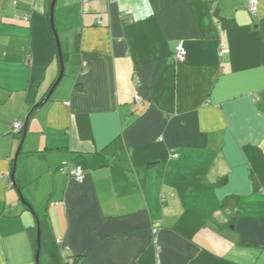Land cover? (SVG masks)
<instances>
[{
	"label": "crops",
	"instance_id": "obj_1",
	"mask_svg": "<svg viewBox=\"0 0 264 264\" xmlns=\"http://www.w3.org/2000/svg\"><path fill=\"white\" fill-rule=\"evenodd\" d=\"M248 1L58 0L65 74L37 108L61 72L51 0H0V264H38L39 227L40 264L51 245L59 264H264V0Z\"/></svg>",
	"mask_w": 264,
	"mask_h": 264
},
{
	"label": "water",
	"instance_id": "obj_2",
	"mask_svg": "<svg viewBox=\"0 0 264 264\" xmlns=\"http://www.w3.org/2000/svg\"><path fill=\"white\" fill-rule=\"evenodd\" d=\"M57 1L58 0H51V5H50V21H51V26H52V29L54 31V34H55V38H56V41H57V46H58V53H59V57H60V62H61V72L59 74V76L57 77V79L55 80L51 90L49 91L48 95L38 104H36L35 106L37 108L41 107L42 105H44L51 97V95L53 94L54 90L56 89V87L59 85L60 81L62 80L64 74H65V61H64V57H63V52H62V46H61V42H60V37H59V33L57 31V28H56V22H55V8H56V5H57ZM28 123H29V118H27L25 124H24V131H23V138L26 136L27 134V131H28ZM22 144H23V139L20 143V147L19 149L22 147ZM18 156V153L17 155ZM13 177V181H14V184L17 185L16 181H15V177L14 175L12 176ZM18 191H19V195L21 197V200L24 204L32 207L30 205V203L26 200L22 190L20 188H18ZM38 254H37V263L40 264V251H41V229L40 227L38 228Z\"/></svg>",
	"mask_w": 264,
	"mask_h": 264
},
{
	"label": "built area",
	"instance_id": "obj_3",
	"mask_svg": "<svg viewBox=\"0 0 264 264\" xmlns=\"http://www.w3.org/2000/svg\"><path fill=\"white\" fill-rule=\"evenodd\" d=\"M247 8L249 10V12H251L252 14H256L258 12V0H249L247 3ZM228 49L222 47L219 51L220 56L222 57L223 54H225V52H227ZM187 56V50L183 47V45L181 43H179L176 48H175V52H174V58L177 62H183L185 61ZM135 100H139L138 97L135 98ZM23 129V125L21 122H15L14 126H13V130L15 132H19ZM68 175L77 180V181H83L85 179V174H84V170L82 167H74V168H68L67 171ZM156 231V229H155ZM71 252L70 250H68L66 253H64V256L70 255ZM70 262L72 261L71 259H69Z\"/></svg>",
	"mask_w": 264,
	"mask_h": 264
},
{
	"label": "trees",
	"instance_id": "obj_4",
	"mask_svg": "<svg viewBox=\"0 0 264 264\" xmlns=\"http://www.w3.org/2000/svg\"><path fill=\"white\" fill-rule=\"evenodd\" d=\"M35 110V109H34ZM33 110V112H34ZM33 112L31 114H33ZM38 245V244H37ZM48 250L51 253V256L53 257V260L55 261L56 264H59V253L57 251V248L54 246H48ZM65 258V259H64ZM63 258V264H83L84 258L82 256H75L73 254L64 256ZM71 259L72 261L70 262Z\"/></svg>",
	"mask_w": 264,
	"mask_h": 264
},
{
	"label": "rangeland",
	"instance_id": "obj_5",
	"mask_svg": "<svg viewBox=\"0 0 264 264\" xmlns=\"http://www.w3.org/2000/svg\"><path fill=\"white\" fill-rule=\"evenodd\" d=\"M67 75H68V73H67ZM67 78V77H66Z\"/></svg>",
	"mask_w": 264,
	"mask_h": 264
}]
</instances>
